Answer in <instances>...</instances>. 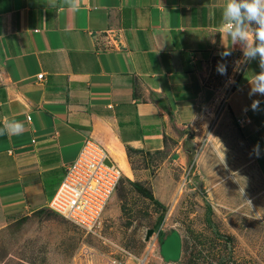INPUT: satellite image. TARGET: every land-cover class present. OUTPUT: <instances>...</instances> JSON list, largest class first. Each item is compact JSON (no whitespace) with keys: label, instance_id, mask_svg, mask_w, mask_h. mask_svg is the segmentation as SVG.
Masks as SVG:
<instances>
[{"label":"crops","instance_id":"1","mask_svg":"<svg viewBox=\"0 0 264 264\" xmlns=\"http://www.w3.org/2000/svg\"><path fill=\"white\" fill-rule=\"evenodd\" d=\"M229 2L80 0L73 10L0 0V127L5 118L24 125L0 136V230L49 208L88 139L131 179L129 153L168 150L186 167L189 131L220 101L235 122L250 119L236 123L237 136L264 177V96H249L260 54L247 56L233 86L218 72L264 42L245 11L239 22L226 15Z\"/></svg>","mask_w":264,"mask_h":264},{"label":"rangeland","instance_id":"2","mask_svg":"<svg viewBox=\"0 0 264 264\" xmlns=\"http://www.w3.org/2000/svg\"><path fill=\"white\" fill-rule=\"evenodd\" d=\"M240 52L232 67L225 59L226 83L247 59L248 51ZM236 123L222 101L204 112L189 129L186 167L168 150L129 153L135 175H124L93 232L49 208L7 224L0 230V264H105L109 255L126 264L146 255V264H264V177ZM172 234L180 254L167 260L160 238Z\"/></svg>","mask_w":264,"mask_h":264},{"label":"built area","instance_id":"3","mask_svg":"<svg viewBox=\"0 0 264 264\" xmlns=\"http://www.w3.org/2000/svg\"><path fill=\"white\" fill-rule=\"evenodd\" d=\"M233 28V23L228 24ZM39 80L44 74L38 75ZM236 76L229 78L230 85ZM240 126L251 123L249 118H238ZM124 178L122 169L115 164L108 151L90 139L83 144L78 157L66 168L65 177L49 203V209L76 225L93 232L102 221L104 211ZM94 255L92 252L84 253ZM149 257V256H148ZM148 257L140 259L146 264ZM105 264H126L118 257L108 256Z\"/></svg>","mask_w":264,"mask_h":264},{"label":"clouds","instance_id":"4","mask_svg":"<svg viewBox=\"0 0 264 264\" xmlns=\"http://www.w3.org/2000/svg\"><path fill=\"white\" fill-rule=\"evenodd\" d=\"M62 4L67 5L73 10L79 8L80 0H62ZM49 6H55V0H49ZM245 10V15L247 16L249 21H256L260 27L256 31V39L259 41L264 42V0H241L240 3H237L236 0H230L226 15H229L231 18L240 21L241 18V9ZM231 28V25H229ZM233 37L236 35H243L240 33L239 28L237 31L232 33ZM260 54L261 57V68L264 69V43L256 47L250 52H247L246 55L255 56L256 53ZM223 56L230 55V53H223ZM218 72L221 75H226V68L223 66L218 67ZM253 83V87L249 93V96H253L259 94L260 96H264V70L261 71L258 75L254 77V80L251 82ZM261 101L256 99L253 100L250 107L253 111L260 110ZM24 131V125L22 122L16 119H7L5 118L3 121V127H0V136L2 135H20ZM253 152L255 155L259 156L260 148L259 145H255L253 148Z\"/></svg>","mask_w":264,"mask_h":264},{"label":"water","instance_id":"5","mask_svg":"<svg viewBox=\"0 0 264 264\" xmlns=\"http://www.w3.org/2000/svg\"><path fill=\"white\" fill-rule=\"evenodd\" d=\"M236 2L240 3L241 0H236ZM243 11L245 10L242 8L241 12ZM180 247L179 237L176 234H172L169 238L163 241L162 252L167 260H176L180 254Z\"/></svg>","mask_w":264,"mask_h":264},{"label":"trees","instance_id":"6","mask_svg":"<svg viewBox=\"0 0 264 264\" xmlns=\"http://www.w3.org/2000/svg\"><path fill=\"white\" fill-rule=\"evenodd\" d=\"M133 186H134L135 188H137L140 192H142L143 194H145L147 197L153 199V197H152L151 195H149V193H148L145 189H142V187H140V185H138V184H136V183H133ZM158 204H160V203H158ZM161 222H162V217L160 218V223H161ZM160 234H161V233H159V235H160ZM160 239H161V242L163 243L164 238L161 237Z\"/></svg>","mask_w":264,"mask_h":264},{"label":"bare ground","instance_id":"7","mask_svg":"<svg viewBox=\"0 0 264 264\" xmlns=\"http://www.w3.org/2000/svg\"><path fill=\"white\" fill-rule=\"evenodd\" d=\"M149 255H146V257H148Z\"/></svg>","mask_w":264,"mask_h":264}]
</instances>
